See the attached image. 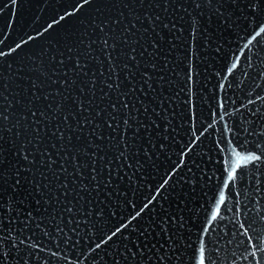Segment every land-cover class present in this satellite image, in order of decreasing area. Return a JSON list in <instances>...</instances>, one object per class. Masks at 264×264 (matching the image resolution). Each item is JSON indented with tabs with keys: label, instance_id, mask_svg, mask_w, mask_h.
<instances>
[{
	"label": "water",
	"instance_id": "water-1",
	"mask_svg": "<svg viewBox=\"0 0 264 264\" xmlns=\"http://www.w3.org/2000/svg\"><path fill=\"white\" fill-rule=\"evenodd\" d=\"M0 264H264V0H0Z\"/></svg>",
	"mask_w": 264,
	"mask_h": 264
}]
</instances>
